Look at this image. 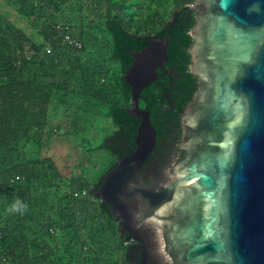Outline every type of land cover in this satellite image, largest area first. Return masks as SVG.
Listing matches in <instances>:
<instances>
[{"label":"trees","instance_id":"trees-1","mask_svg":"<svg viewBox=\"0 0 264 264\" xmlns=\"http://www.w3.org/2000/svg\"><path fill=\"white\" fill-rule=\"evenodd\" d=\"M192 1L0 0V264H112L99 256L114 240L124 251L122 264H134L129 236L118 231L91 186L135 148L139 122L129 114L123 74L131 52L146 46L149 35L169 36L167 72L157 69L138 105L150 112L155 143L178 142L180 113L195 90L188 68L195 16L185 6ZM172 15L178 21L170 26ZM78 100L104 109L114 126L100 144L112 158L91 184L85 176H63L48 147L60 130L61 123L49 126L54 119L72 116L80 131L87 124L73 106ZM16 200L27 204L23 214L8 211ZM58 234L67 238L66 261Z\"/></svg>","mask_w":264,"mask_h":264},{"label":"water","instance_id":"water-1","mask_svg":"<svg viewBox=\"0 0 264 264\" xmlns=\"http://www.w3.org/2000/svg\"><path fill=\"white\" fill-rule=\"evenodd\" d=\"M185 6L195 16L188 30L195 90L180 113L169 181L146 184L141 171L156 130L149 110L138 105L139 93L157 79V69L167 72L168 61L169 36L149 35L123 74L129 114L139 122L135 148L91 190L133 238L139 240L138 217L152 223L168 264H264V0ZM176 21L172 15L168 22ZM136 195L145 200L140 214Z\"/></svg>","mask_w":264,"mask_h":264},{"label":"rangeland","instance_id":"rangeland-1","mask_svg":"<svg viewBox=\"0 0 264 264\" xmlns=\"http://www.w3.org/2000/svg\"><path fill=\"white\" fill-rule=\"evenodd\" d=\"M82 100H78L73 105L74 112H80L86 119L84 126H79L83 130L74 128L71 125L70 116L68 119L58 120L54 119L49 125L50 127H56L58 123H61L60 130H56V135H52L48 144V147L53 148V157L56 159V164L63 176L69 175H79L85 176L87 183H92V180L97 178V176L106 168L111 160V155L100 147L102 139L111 133L114 126L109 120L104 116V109L94 110L91 105L82 103ZM72 109V110H73ZM99 146V149L91 151L92 148ZM79 147V148H78ZM77 148V149H76ZM72 172V173H71ZM70 173V174H69ZM116 221V219H115ZM114 224V221H113ZM116 227L117 223L115 222ZM101 228V227H100ZM105 228H107L105 226ZM72 237V234L70 235ZM72 239V238H71ZM67 240H62V235H56V242L59 246L60 257L65 258L69 255L67 252L64 254L63 243ZM73 241V240H72ZM74 242V241H73ZM110 249L107 250L103 255L99 256L101 261L110 260L112 264H122L124 251L119 247L117 240H114L110 244ZM92 253L97 251V249H91ZM88 258V257H87ZM89 259V258H88ZM67 260L66 258L64 259ZM85 264H89V260L81 259Z\"/></svg>","mask_w":264,"mask_h":264},{"label":"flooded vegetation","instance_id":"flooded-vegetation-1","mask_svg":"<svg viewBox=\"0 0 264 264\" xmlns=\"http://www.w3.org/2000/svg\"><path fill=\"white\" fill-rule=\"evenodd\" d=\"M177 156L178 142L174 144L173 142L167 141L166 145L164 143L160 145L155 143L150 154L141 166L143 181L149 185L169 181V169L177 160ZM118 159H116V161ZM115 165L112 168H114ZM99 180L98 178L96 181ZM99 184L100 183H97L95 186L98 187ZM136 199L141 202V207L137 208V212L140 214L146 208L145 200L141 198L140 195H136ZM109 215L116 218L118 231L123 235L129 236V242L131 241L133 244L132 248H135L131 251V253L133 252L132 254L135 255L133 256L134 264H168L166 261H163V256L157 251L158 243L155 239V227L152 223L145 222L140 217L137 218L136 224L139 225V228L135 231L136 235L139 237V240H137L132 237L130 230L125 226L123 219L118 216L117 211L110 210ZM143 247L145 248V253L142 254Z\"/></svg>","mask_w":264,"mask_h":264},{"label":"clouds","instance_id":"clouds-1","mask_svg":"<svg viewBox=\"0 0 264 264\" xmlns=\"http://www.w3.org/2000/svg\"><path fill=\"white\" fill-rule=\"evenodd\" d=\"M27 210V204L23 203L20 200H16L8 209L12 213H21L23 214Z\"/></svg>","mask_w":264,"mask_h":264},{"label":"built area","instance_id":"built-area-1","mask_svg":"<svg viewBox=\"0 0 264 264\" xmlns=\"http://www.w3.org/2000/svg\"><path fill=\"white\" fill-rule=\"evenodd\" d=\"M58 28V27H57ZM63 40L67 41L68 43H72L73 45L80 47V43L75 39H70L69 37L65 36Z\"/></svg>","mask_w":264,"mask_h":264}]
</instances>
